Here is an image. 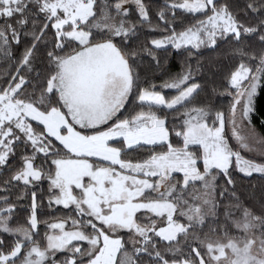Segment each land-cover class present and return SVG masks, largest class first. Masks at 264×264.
<instances>
[{
	"label": "snow or ice",
	"instance_id": "snow-or-ice-1",
	"mask_svg": "<svg viewBox=\"0 0 264 264\" xmlns=\"http://www.w3.org/2000/svg\"><path fill=\"white\" fill-rule=\"evenodd\" d=\"M0 264H264V0H0Z\"/></svg>",
	"mask_w": 264,
	"mask_h": 264
},
{
	"label": "trees",
	"instance_id": "trees-1",
	"mask_svg": "<svg viewBox=\"0 0 264 264\" xmlns=\"http://www.w3.org/2000/svg\"><path fill=\"white\" fill-rule=\"evenodd\" d=\"M223 103H227V101H222ZM246 183H247V181H245ZM252 183H256V180L254 179L253 181H252Z\"/></svg>",
	"mask_w": 264,
	"mask_h": 264
}]
</instances>
